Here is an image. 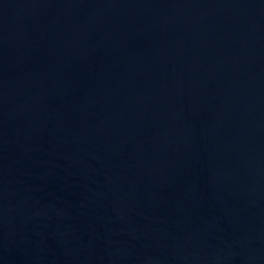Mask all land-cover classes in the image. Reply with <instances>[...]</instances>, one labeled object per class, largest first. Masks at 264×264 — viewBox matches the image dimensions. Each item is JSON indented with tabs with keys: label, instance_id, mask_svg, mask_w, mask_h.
Masks as SVG:
<instances>
[{
	"label": "water",
	"instance_id": "1",
	"mask_svg": "<svg viewBox=\"0 0 264 264\" xmlns=\"http://www.w3.org/2000/svg\"><path fill=\"white\" fill-rule=\"evenodd\" d=\"M0 264H264V0H0Z\"/></svg>",
	"mask_w": 264,
	"mask_h": 264
}]
</instances>
